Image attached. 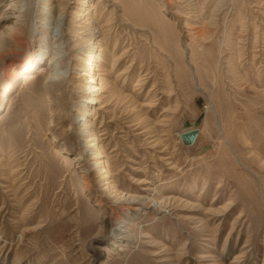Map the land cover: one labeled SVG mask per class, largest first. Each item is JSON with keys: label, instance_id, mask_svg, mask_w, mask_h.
<instances>
[{"label": "rangeland", "instance_id": "374dc122", "mask_svg": "<svg viewBox=\"0 0 264 264\" xmlns=\"http://www.w3.org/2000/svg\"><path fill=\"white\" fill-rule=\"evenodd\" d=\"M32 2L41 62L15 81L0 41V264H264V0Z\"/></svg>", "mask_w": 264, "mask_h": 264}, {"label": "bare ground", "instance_id": "6f19581e", "mask_svg": "<svg viewBox=\"0 0 264 264\" xmlns=\"http://www.w3.org/2000/svg\"><path fill=\"white\" fill-rule=\"evenodd\" d=\"M24 1V0H23ZM15 3V2H12ZM30 4H28V7L26 10H22L21 7H10L9 10L6 11L5 15L2 16V21L7 23L8 21H10L11 19L14 21L13 25H10L7 27V32L5 33H1L0 34V41H6L7 38L11 37L13 39V41H16V35L17 33H22L21 30L23 31L24 29V34H23V41H24V45L25 47L28 49V53L26 52V54H21L22 56L25 55L24 58V63H26V65L24 66L23 69H21L15 76V81L18 80L20 77H23L25 72L33 70L42 60L43 56L45 55V52H43L42 54L39 53V51H37V49H35L37 43H38V39L35 38L34 40L30 41V43L27 41V35L29 33H31V29L33 28V24L30 22L29 23V17H30V10L32 8L33 3L32 0H30L29 2ZM59 19V18H58ZM57 19V22H55V20L50 21V23L48 22V24L51 23H55L56 26H60L61 23L64 21V19ZM91 30V28H90ZM97 33H101V30L99 29V31ZM95 34V31H91L89 33V35L91 37H93ZM60 40H62V42L60 43ZM69 39L68 37L61 35L60 37H58L56 39V41H54V45L56 44V47H50V49L53 50V54L47 58L48 63L47 66L50 67V70H56V68L58 67H62V68H67L69 66V63L67 61V54L69 51ZM28 44H30V46H28ZM93 66V64L90 65V68H88V72H91L93 69V71H95V68L91 67ZM43 71V70H42ZM80 76L78 78H81L83 76H89L87 75V73H83L80 72L79 73ZM91 78L88 80V86L87 89L88 91H90V93H95V97L92 98L91 100V104L94 105H100L102 102L101 96L103 95L102 92H100V86H99V80L98 77L96 75L93 74V72H91L90 74ZM63 79H65V77L61 76L58 79H52V78H48V82L49 83H58L60 81H63ZM87 79V78H86ZM87 101V100H85ZM79 121H82L83 118H78ZM96 144H93L91 146H89V148H93ZM99 221V220H98Z\"/></svg>", "mask_w": 264, "mask_h": 264}, {"label": "water", "instance_id": "95a60500", "mask_svg": "<svg viewBox=\"0 0 264 264\" xmlns=\"http://www.w3.org/2000/svg\"><path fill=\"white\" fill-rule=\"evenodd\" d=\"M200 133L199 128H192L190 130L184 131L180 134L181 140L186 145H192L197 140Z\"/></svg>", "mask_w": 264, "mask_h": 264}]
</instances>
